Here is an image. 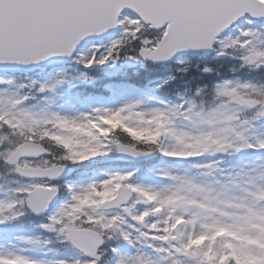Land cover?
<instances>
[{
  "label": "snow or ice",
  "instance_id": "1",
  "mask_svg": "<svg viewBox=\"0 0 264 264\" xmlns=\"http://www.w3.org/2000/svg\"><path fill=\"white\" fill-rule=\"evenodd\" d=\"M261 21L264 0H0V64L65 57L92 68L214 51L264 71ZM111 30L118 34L104 42ZM77 79L87 76L0 78V224L44 214L63 189L68 199L39 227L78 256L55 264H264V159L238 170L201 162L264 152V83L224 79L153 106L127 97L68 113L42 103ZM114 154L191 163L151 168L160 183L140 182L139 168L54 183L70 165ZM18 239L32 250L50 243ZM27 251L0 245V264H51Z\"/></svg>",
  "mask_w": 264,
  "mask_h": 264
},
{
  "label": "rangeland",
  "instance_id": "2",
  "mask_svg": "<svg viewBox=\"0 0 264 264\" xmlns=\"http://www.w3.org/2000/svg\"><path fill=\"white\" fill-rule=\"evenodd\" d=\"M241 27H247V25L245 23L240 25ZM238 32L234 31L233 35H237ZM115 38V37H114ZM113 39V38H112ZM105 42V41H104ZM183 58H180L176 64V66L174 67L175 69H179L181 67L180 63H183ZM117 62H115V64H107L104 66H93V68H102L105 71V75L111 77L115 72H117V70L119 69L120 65L117 66L116 64ZM129 64V60H124L121 63L122 65H128ZM169 68V67H166ZM134 72H137V69L134 70ZM81 73H84L87 76V79L85 80H73L72 81V86L74 85H79L83 82H88L89 84H92V80L89 79L88 80V75L86 74V72L80 70L77 67L73 68V71L70 72L69 69L67 68H51V69H41L40 71H37L35 73H33V75H18L15 76L13 74H0V78L3 79H14L18 82H30L32 80H36L39 82H44L46 80L51 81L54 80L55 78H57L58 76H62V75H70V76H79ZM232 80H236L237 78H231ZM165 81L164 78H160L157 80L151 81V82H147L145 83V87L146 89L143 88H139V87H134V86H130V85H124V84H120V85H115V84H108L105 86V89L110 90V97L108 98H103V97H97V96H91L88 97L85 100H78L76 98V95L79 91H75V93L71 94L70 93V89L72 86L71 85H65L63 87H60L58 89H56L54 92L47 94L48 95V100L47 101H43L42 103L46 104L48 101H52V107L54 110H61L64 112H68L74 113V110H83V111H87L89 110L90 107H95V106H112L116 103H119L122 99L127 98V97H142L145 98L147 100V98H152L151 101H148V106H153L156 104L157 102V97H155L154 94V89H156V87H160L162 85V82ZM222 81V80H221ZM154 85V86H153ZM2 87V86H0ZM178 98L175 99V102H179L180 98L185 94V91L181 90L178 93ZM240 153H236L233 154L234 155H239ZM259 155H261V153H258ZM259 159H264V157H256V158H245L243 157L242 161L239 163V168L245 167V166H250L252 165L254 162H257V160ZM213 159H211V157L206 158L205 160L201 161V162H207V161H212ZM191 162H176V161H169L166 158H163L156 164H153L149 167V171H150V175L148 176H140L138 177V180L140 182H152V183H160V181L154 177L152 171L150 170L153 167H171V168H179L180 170H184L189 168ZM132 168H136V166L133 165H127V167H111V168H107L104 169L102 171H98L96 172L97 175L95 177V179L100 178L101 177V173L103 171L106 170H115V169H132ZM237 169V170H238ZM230 170V169H228ZM234 170V169H232ZM92 180V179H90ZM90 180H82L76 184H81V183H87ZM24 183V182H23ZM16 233V238L18 239L19 237L22 236H32L31 233H27L24 234L22 232V229L19 227H16L13 229ZM0 240H2L4 243H8V242H16L14 241L15 239H12V236L14 234V232H9L7 229H5L4 231L1 230L0 231ZM3 243L0 242V245H2ZM3 244V246L5 247H19V248H27L28 251L26 252L27 255L33 256L37 259H43L46 261V256H47V252L44 251L43 249H35L32 250L29 248V246L25 245L24 243L21 245L23 247H20L17 243H14L13 245H6ZM77 258L76 255L74 254H66L65 257L60 256L59 258L56 259V261L58 260H73ZM51 264H55V262L51 263Z\"/></svg>",
  "mask_w": 264,
  "mask_h": 264
},
{
  "label": "water",
  "instance_id": "3",
  "mask_svg": "<svg viewBox=\"0 0 264 264\" xmlns=\"http://www.w3.org/2000/svg\"><path fill=\"white\" fill-rule=\"evenodd\" d=\"M242 21V20H241ZM70 58L65 57H54L51 58L48 61L41 62L38 64H30V65H22V64H0V71H9V70H34L37 67L40 66H54L62 64L66 61H68ZM124 159H128L123 157Z\"/></svg>",
  "mask_w": 264,
  "mask_h": 264
},
{
  "label": "trees",
  "instance_id": "4",
  "mask_svg": "<svg viewBox=\"0 0 264 264\" xmlns=\"http://www.w3.org/2000/svg\"><path fill=\"white\" fill-rule=\"evenodd\" d=\"M234 59H231V58H229V57H225V66H230L231 64H233L232 63V61H233ZM236 66H239L238 64L236 65ZM193 74H195V73H193ZM259 77H261L262 78V80H264V72L263 71H261V74L259 75ZM125 80H128V78H124Z\"/></svg>",
  "mask_w": 264,
  "mask_h": 264
}]
</instances>
